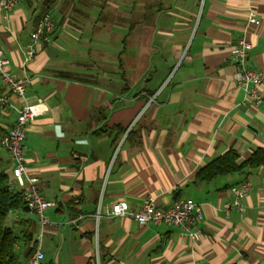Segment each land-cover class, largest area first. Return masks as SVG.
Instances as JSON below:
<instances>
[{
  "label": "crops",
  "instance_id": "obj_1",
  "mask_svg": "<svg viewBox=\"0 0 264 264\" xmlns=\"http://www.w3.org/2000/svg\"><path fill=\"white\" fill-rule=\"evenodd\" d=\"M117 1L132 17L121 41L139 46L130 58L122 50L113 61L94 47L105 34L89 31L94 19L106 22L103 9L118 7L113 0H22L8 12L0 7L8 69L29 78L23 97L7 95L15 106L44 105L24 138L29 173L54 202L45 210L43 264H264V166L194 180L227 150L244 160L264 145V100L245 98L230 59L231 46L244 35L251 42L246 65L264 72V0ZM44 12L54 20L53 32L29 57L30 33ZM152 54L154 65L139 66ZM15 116V110L0 113L3 132ZM11 167L0 148L9 180ZM243 180L251 185L241 199L244 209L226 212L229 187ZM149 196L162 206L178 198L198 203V237L104 213L117 200L137 208ZM7 224L20 236L30 228L36 240L34 212L14 209ZM16 250L23 252L21 240Z\"/></svg>",
  "mask_w": 264,
  "mask_h": 264
},
{
  "label": "built area",
  "instance_id": "obj_2",
  "mask_svg": "<svg viewBox=\"0 0 264 264\" xmlns=\"http://www.w3.org/2000/svg\"><path fill=\"white\" fill-rule=\"evenodd\" d=\"M22 0H0V7L8 12L18 2ZM250 23H257L254 17L249 16ZM54 28V20L48 12L41 14L31 33L28 45L29 57L34 53V44L37 42H48ZM251 42L244 36L237 38L230 48V59L236 69L235 82L244 90L247 100L258 104L264 100V72L258 69L249 68L246 65L248 51ZM9 60L3 48L0 47V83L4 90L0 93V113L7 114L11 110L16 111V116L10 127L0 134V148L10 157L12 167L10 170L11 179L9 184L21 190V198L29 211L34 212L39 225L36 235L35 248L28 258V264H43L44 254L40 247V241L45 233L48 220L45 210L54 205V202L46 199L38 190L37 177L29 173V168L24 157V138L29 123L38 115L42 114L44 105L42 102L28 103L15 106L9 99L7 93L12 92L17 97H23L25 85L29 82L26 76L16 77L8 69ZM250 182L243 180L229 187L233 196L231 203L225 205L226 212L230 207L242 211L241 199L249 192ZM104 213L108 217H128L136 220L139 224H159L173 225L197 238L200 229L198 223L202 214L198 203L191 199L178 198L170 205L162 206L153 197L144 198L137 208H132L124 200H117L110 206L104 208ZM97 218L100 216V205L98 206Z\"/></svg>",
  "mask_w": 264,
  "mask_h": 264
},
{
  "label": "trees",
  "instance_id": "obj_3",
  "mask_svg": "<svg viewBox=\"0 0 264 264\" xmlns=\"http://www.w3.org/2000/svg\"><path fill=\"white\" fill-rule=\"evenodd\" d=\"M52 1L45 0V3L48 5ZM2 133L0 128V134ZM260 166H264V145L253 149L244 160L239 159L235 150L229 149L199 168L194 175V180L210 181L220 175L255 169ZM21 194V190L10 186L8 174L0 168V264H23L22 259L29 258L35 248L36 240L30 228L20 236L7 224L10 211L18 208L28 210L22 201ZM19 240L22 241L23 252L16 250Z\"/></svg>",
  "mask_w": 264,
  "mask_h": 264
},
{
  "label": "rangeland",
  "instance_id": "obj_4",
  "mask_svg": "<svg viewBox=\"0 0 264 264\" xmlns=\"http://www.w3.org/2000/svg\"><path fill=\"white\" fill-rule=\"evenodd\" d=\"M139 4L141 5V3H143V0H138ZM147 1V0H145ZM113 2L117 3V8L115 6H107V8L103 9V14L105 13V15H107L104 19H106V22H104V20L102 18H100V20H96L94 19L89 25H90V30L92 31V29H97V31H101V34H105V37H102V39H97L100 44H94V47L104 51L106 53V60H112L115 59V57L117 56V54L119 53V51H126L123 55L130 58V55H133L136 53L137 49H138V42H133L132 40L127 41L126 43H122V38L124 35H126V33L128 32V27L130 26V22L132 17L130 18V16H126L125 14L128 13L127 9L129 10L128 7L125 6H119L118 5V1L117 0H113ZM112 2V3H113ZM111 8V9H110ZM114 11V12H111ZM139 14L140 12L143 10L142 6H139L137 8ZM154 9V10H153ZM152 9L151 16L155 15V8ZM94 10H96V12H99L102 10V8H100L99 6H95ZM146 11V8L145 10ZM119 13V14H118ZM114 14L116 16H114ZM122 15V17H118ZM135 18V17H134ZM117 20V21H116ZM118 20H122V22H119ZM141 29L138 28V32L137 35H140V31ZM135 35V34H134ZM133 35V36H134ZM155 38V37H154ZM96 41V40H95ZM96 41V42H98ZM124 56H122V58H124ZM112 57V58H111ZM114 57V58H113ZM154 57V60H153ZM94 58H92L93 60ZM153 60V61H152ZM150 63H152L154 65L155 63V55H150L146 61H143V59H141L139 61V66L140 65H150Z\"/></svg>",
  "mask_w": 264,
  "mask_h": 264
}]
</instances>
